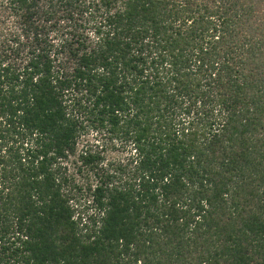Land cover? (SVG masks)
Listing matches in <instances>:
<instances>
[{"label": "trees", "instance_id": "trees-1", "mask_svg": "<svg viewBox=\"0 0 264 264\" xmlns=\"http://www.w3.org/2000/svg\"><path fill=\"white\" fill-rule=\"evenodd\" d=\"M0 264H264V0H0Z\"/></svg>", "mask_w": 264, "mask_h": 264}, {"label": "rangeland", "instance_id": "rangeland-1", "mask_svg": "<svg viewBox=\"0 0 264 264\" xmlns=\"http://www.w3.org/2000/svg\"><path fill=\"white\" fill-rule=\"evenodd\" d=\"M80 150L85 149V147L91 148L94 151L101 152L106 163H115L116 165H123L127 169H131L135 163L131 164L134 154L133 144L127 143L126 141L112 135L108 131H97L89 130L85 133L79 143ZM75 157L64 161V165H67V173L73 175L75 182L79 185H84L87 181V173L80 172L78 169V163L73 162ZM90 179H92L91 173ZM75 201L78 203L81 201L85 205L84 200L86 198L85 192L80 193L75 191ZM72 201L76 204L75 201ZM83 209V207H81Z\"/></svg>", "mask_w": 264, "mask_h": 264}]
</instances>
